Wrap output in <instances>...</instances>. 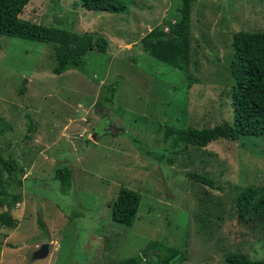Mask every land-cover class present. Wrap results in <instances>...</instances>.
Wrapping results in <instances>:
<instances>
[{
	"label": "rangeland",
	"instance_id": "obj_1",
	"mask_svg": "<svg viewBox=\"0 0 264 264\" xmlns=\"http://www.w3.org/2000/svg\"><path fill=\"white\" fill-rule=\"evenodd\" d=\"M77 1L30 0L21 17L107 40L106 52L90 50L78 67L54 74L53 42L0 35V116L8 123L0 153L24 169L22 199L4 209L17 224H0V264H114L142 252V264H162L159 241L178 250L168 264H224L230 251L264 260V221L239 222L236 211L245 187L264 193V137L198 147L166 136L232 120V37L264 30V0H192L186 70L153 58L140 41L174 21L179 0H131L118 14ZM58 164L71 168L68 194L53 180ZM121 186L141 195L132 226L111 219ZM42 243L49 253L36 259Z\"/></svg>",
	"mask_w": 264,
	"mask_h": 264
},
{
	"label": "trees",
	"instance_id": "obj_2",
	"mask_svg": "<svg viewBox=\"0 0 264 264\" xmlns=\"http://www.w3.org/2000/svg\"><path fill=\"white\" fill-rule=\"evenodd\" d=\"M30 0H0V35L24 38L38 42H53L52 57L55 65L54 74H61L75 68L83 61L90 50L106 52L107 40L92 37L91 34L77 35L69 29L48 26L21 17ZM131 0H79L74 2L87 10L110 13L125 12ZM192 0H179L173 22L163 21L161 26L154 27L140 38L144 52L171 67L186 70L190 60V13ZM168 25L166 31L163 25ZM232 57L230 73L234 79L231 92L232 120L223 121L209 127L187 128L180 133L167 130V137L179 135L185 144L204 147L217 139L237 140L242 136L264 137V30H239L232 37ZM109 102L114 97L116 86H112ZM22 88L20 92H22ZM8 127V123L0 116V131ZM90 142V139L87 140ZM177 142V141H174ZM23 167L19 159L11 152L0 153V224L14 227L15 219L4 209H12L22 199ZM188 176L202 184L213 187V181L205 175L190 172ZM53 180L58 183L59 191L68 194L72 188L71 168L66 164H58L53 173ZM259 189L247 186L236 198L237 220L264 221V193L257 198ZM141 195L139 192L121 186L111 203V219L117 224L132 226L134 223ZM69 218L73 214L62 208ZM37 225L43 229L40 217ZM155 253L162 262L168 264L176 256L178 250L168 247L162 241L154 246ZM144 252L120 258L114 264H142ZM224 264H264L263 259L246 258L241 253L230 251L224 256Z\"/></svg>",
	"mask_w": 264,
	"mask_h": 264
},
{
	"label": "water",
	"instance_id": "obj_3",
	"mask_svg": "<svg viewBox=\"0 0 264 264\" xmlns=\"http://www.w3.org/2000/svg\"><path fill=\"white\" fill-rule=\"evenodd\" d=\"M49 253V244L48 243H42L40 247L33 252V256L36 259L44 258Z\"/></svg>",
	"mask_w": 264,
	"mask_h": 264
}]
</instances>
